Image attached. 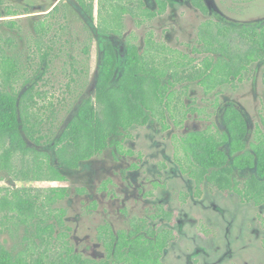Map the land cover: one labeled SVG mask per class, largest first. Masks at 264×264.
Returning <instances> with one entry per match:
<instances>
[{
  "label": "trees",
  "instance_id": "16d2710c",
  "mask_svg": "<svg viewBox=\"0 0 264 264\" xmlns=\"http://www.w3.org/2000/svg\"><path fill=\"white\" fill-rule=\"evenodd\" d=\"M74 1L89 19H94L97 0ZM154 1L156 12L142 7L141 14L152 17L165 11V0ZM191 1L203 14L208 13L203 0ZM0 5L4 6L3 0ZM113 11L115 26L129 10L119 5ZM56 12L57 6L32 23L33 34L24 54H19L15 39L4 38L0 32V180L10 177L14 181L66 182L50 155L37 149L46 145L51 147L56 162L69 170L79 169L109 147L131 156L134 153L124 151L121 141L115 138L127 134L133 126H145L156 114L162 129L167 130L166 117L174 116L181 94L174 89L177 84L187 89L189 83L195 82L205 94L215 93L216 105L218 87L228 84L235 88L234 81H242L251 64L264 62V24L222 30L244 39L246 50L242 53H231L211 31L209 23L203 24L198 39L201 48L195 52L208 56L200 66H195L186 54L156 44L150 34L142 53L135 44L127 42L123 63L113 44L105 41L99 46L101 61L93 95L79 103V93L75 92V96L61 97L53 103L38 85L52 63L54 35L63 29L61 24L50 21ZM18 15L16 9L7 6L0 12V18ZM2 25L9 31L19 29L15 19L2 20ZM106 31L120 35L114 27ZM93 42L88 34L82 49L85 60L90 59ZM37 56L38 66L32 70ZM155 56L160 60L155 61ZM89 74L88 67L77 68L71 62L65 85L68 94ZM78 103L70 120L61 122L59 111L68 116ZM221 121L223 129L210 125L177 138L181 155L175 158L176 163L193 180L195 199L202 198L207 185L221 193H234L242 203L264 207V132L257 131V137L248 145V123L235 105L223 107ZM261 122L264 126L263 118ZM236 174L242 177L241 181ZM83 191L75 189L78 194ZM70 196L67 187L0 188V235L7 233L13 238L18 230L23 231L18 247L7 249L0 242V264H163V254L177 237L170 228L175 224V211L159 205L148 218L132 219L128 230L114 232L107 224L100 226L97 234L104 256L92 259L75 251L70 241L71 229L65 225L66 210L56 207ZM164 224L170 227L160 228ZM56 248L60 250L50 260V252Z\"/></svg>",
  "mask_w": 264,
  "mask_h": 264
},
{
  "label": "rangeland",
  "instance_id": "374dc122",
  "mask_svg": "<svg viewBox=\"0 0 264 264\" xmlns=\"http://www.w3.org/2000/svg\"><path fill=\"white\" fill-rule=\"evenodd\" d=\"M204 1L210 11L207 15L195 9L190 0H167L162 15L142 19V6L156 10L153 0H97L95 17L91 20L74 0H3L4 6L16 9L19 15L1 17L0 32L4 38L15 39L19 54H24L27 40L33 34L32 23L57 6L50 21L61 24L63 29L54 35L52 63L38 89L45 91L47 99L53 103L61 97L75 96L76 92L80 103L93 95L101 61L99 46L105 41L113 44L123 63L126 43L135 44L142 53L146 49L144 39L151 32L156 41L186 54L194 60L195 66H200L208 55L194 51L201 48L197 33L203 22L211 20L210 29L223 46L231 53L245 51L244 39L232 31L224 34L222 30L264 24V0ZM119 5L129 11L114 26L113 8ZM4 6L0 5V12L4 11ZM6 19H15L19 29L4 28L2 20ZM111 27L120 35L106 31ZM88 34L94 42L90 59L85 60L82 49ZM154 59L160 60L159 56ZM33 60L32 70L38 66V56ZM71 62L77 68L88 67L90 74L88 78H81L78 86L71 84L76 88L68 94L65 85ZM233 85L235 88L228 84L218 87L215 90L217 103L213 105L215 93L205 94L195 82L189 83L187 89L177 84L174 89L181 94L176 100L174 116L166 117L167 130L162 129L156 114L145 126H133L127 134L115 138L121 141L124 151L134 153L131 156L121 155L114 147H109L79 169L69 170L56 162L51 147L46 145L37 149L50 155L52 164L66 176V182L14 181L3 177L0 188H69L71 196L56 207L66 210L64 220L71 229V244L84 257L101 259L104 256L97 234L100 226L107 224L114 232L128 230L132 219L148 218L157 206L163 205L176 212V220L173 226L164 224L160 228L170 227L177 235L162 256L163 264H264V207L242 203L234 193H221L207 185L202 198L195 199L194 182L181 172L175 159L179 155L177 138L210 125L223 129L221 113L225 105H235L246 119L248 145L257 137V131L264 132L261 122V118L264 120V62L251 64L243 73L242 81H234ZM79 103L68 116L65 111H59L61 122L70 120ZM15 164L20 167L18 159ZM235 177L242 180L239 174ZM76 188L84 191L78 194ZM22 234L21 229L13 238L5 233L0 235V242L7 249L14 248ZM59 250L51 251L49 259L53 260Z\"/></svg>",
  "mask_w": 264,
  "mask_h": 264
},
{
  "label": "flooded vegetation",
  "instance_id": "af4514ba",
  "mask_svg": "<svg viewBox=\"0 0 264 264\" xmlns=\"http://www.w3.org/2000/svg\"><path fill=\"white\" fill-rule=\"evenodd\" d=\"M154 1V0H153ZM155 2V1H154ZM165 2H166V8H167V0H165ZM203 2H204V4L206 5V3H205V1L203 0ZM190 3H191V5H192V1L190 0ZM144 4V3H143ZM156 4V3H155ZM156 6H157V4H156ZM193 6V5H192ZM143 7V9H145V10H147L146 8H145V5L144 6H142ZM194 7V6H193ZM206 7H207V5H206ZM166 8H165V11H166ZM195 9H197L196 7H194ZM207 9H208V13L210 12L209 11V8L207 7ZM156 10H157V8H156ZM156 10H151V12H156ZM198 10V9H197ZM150 11V10H149ZM164 11V12H165ZM200 13H202L200 10H198ZM163 12V13H164ZM163 13H161V14H156V15H153L152 17H149V16H146L145 14H141V18L143 19V18H145V19H153V18H155L156 16H159V15H162ZM207 13V14H208ZM203 14V13H202ZM207 14H204V15H207ZM205 23H209V25H211L212 24V22H211V20H206L205 22H203L202 24H201V26L203 25V24H205ZM151 35L152 36V39H153V41L156 43V44H163V43H161V42H159V41H156L155 39H154V36H153V33H151V32H149L147 35H146V37L148 36V35ZM146 37H145V39H144V46L146 47ZM197 39H199V30H198V33H197ZM127 44V43H126ZM137 47V46H136ZM137 49H138V47H137ZM172 49V48H171ZM139 50V49H138ZM174 50H176V49H174ZM178 51V50H177ZM192 51H193V49H192ZM194 51H195V48H194ZM140 52V51H139ZM180 52V51H179ZM191 53H193V52H191Z\"/></svg>",
  "mask_w": 264,
  "mask_h": 264
}]
</instances>
